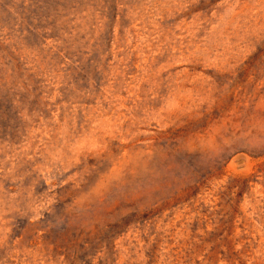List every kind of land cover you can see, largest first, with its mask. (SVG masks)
I'll list each match as a JSON object with an SVG mask.
<instances>
[{
	"label": "rangeland",
	"instance_id": "obj_1",
	"mask_svg": "<svg viewBox=\"0 0 264 264\" xmlns=\"http://www.w3.org/2000/svg\"><path fill=\"white\" fill-rule=\"evenodd\" d=\"M0 264H264V0H0Z\"/></svg>",
	"mask_w": 264,
	"mask_h": 264
}]
</instances>
